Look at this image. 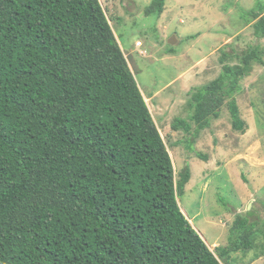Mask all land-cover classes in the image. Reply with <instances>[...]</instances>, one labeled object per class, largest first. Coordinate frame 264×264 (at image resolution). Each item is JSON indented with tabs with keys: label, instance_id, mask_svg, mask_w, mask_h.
Listing matches in <instances>:
<instances>
[{
	"label": "trees",
	"instance_id": "16d2710c",
	"mask_svg": "<svg viewBox=\"0 0 264 264\" xmlns=\"http://www.w3.org/2000/svg\"><path fill=\"white\" fill-rule=\"evenodd\" d=\"M165 3L151 0L144 15L159 18ZM256 27L264 36V19ZM257 59L249 48L238 66L225 64L191 92L196 133L227 98L232 129L245 133L235 95ZM172 125L190 128L183 119ZM191 175L187 166L175 172L98 0H0V264H232L239 252L263 256L264 220L241 216L227 245L210 250L178 204Z\"/></svg>",
	"mask_w": 264,
	"mask_h": 264
},
{
	"label": "rangeland",
	"instance_id": "374dc122",
	"mask_svg": "<svg viewBox=\"0 0 264 264\" xmlns=\"http://www.w3.org/2000/svg\"><path fill=\"white\" fill-rule=\"evenodd\" d=\"M98 1L175 172L185 166L191 171L178 199L182 213L211 251L227 245L236 216L258 224L264 220V36L255 33L264 19V0H166L159 18L144 15L151 0ZM192 35L198 37L187 39ZM170 47L173 53L167 52ZM253 47L258 59L239 81L235 95L245 133L231 127L228 98L218 116L196 133L190 121L191 92L219 77L225 64L238 66L239 58ZM175 119L185 120L188 132L174 130ZM253 256L239 252L232 264H264V255L255 261Z\"/></svg>",
	"mask_w": 264,
	"mask_h": 264
},
{
	"label": "water",
	"instance_id": "95a60500",
	"mask_svg": "<svg viewBox=\"0 0 264 264\" xmlns=\"http://www.w3.org/2000/svg\"><path fill=\"white\" fill-rule=\"evenodd\" d=\"M173 43H174V41H172V40H171V41H169V44H171V45H172Z\"/></svg>",
	"mask_w": 264,
	"mask_h": 264
},
{
	"label": "clouds",
	"instance_id": "9594fccd",
	"mask_svg": "<svg viewBox=\"0 0 264 264\" xmlns=\"http://www.w3.org/2000/svg\"><path fill=\"white\" fill-rule=\"evenodd\" d=\"M173 44H174V43H173ZM173 44H172V45H173ZM170 45H171V44H170ZM201 238H202V237H201Z\"/></svg>",
	"mask_w": 264,
	"mask_h": 264
}]
</instances>
